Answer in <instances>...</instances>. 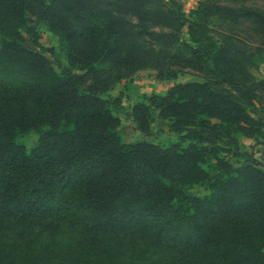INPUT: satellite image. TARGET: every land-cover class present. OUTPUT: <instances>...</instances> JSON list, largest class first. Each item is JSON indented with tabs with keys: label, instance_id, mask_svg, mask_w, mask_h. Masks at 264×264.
Returning a JSON list of instances; mask_svg holds the SVG:
<instances>
[{
	"label": "trees",
	"instance_id": "1",
	"mask_svg": "<svg viewBox=\"0 0 264 264\" xmlns=\"http://www.w3.org/2000/svg\"><path fill=\"white\" fill-rule=\"evenodd\" d=\"M259 4L203 0L187 16L174 0H0V264H264V167L238 142L262 132L264 80L210 26L218 16L264 35ZM26 13L66 65L28 46ZM147 24L186 26L187 54L145 51ZM174 61L208 78L150 94L131 116L150 136L156 110L178 139L124 141L105 92Z\"/></svg>",
	"mask_w": 264,
	"mask_h": 264
},
{
	"label": "rangeland",
	"instance_id": "2",
	"mask_svg": "<svg viewBox=\"0 0 264 264\" xmlns=\"http://www.w3.org/2000/svg\"><path fill=\"white\" fill-rule=\"evenodd\" d=\"M174 1L187 16H191V11L203 0ZM259 5L264 8V4ZM26 16L28 22L34 24L37 33L36 43H34L33 38L23 32L28 46L35 47L53 62L66 65L65 55L59 47L56 34L51 32L44 23L37 22L34 16L29 13H26ZM126 18L133 23L137 22L134 16ZM210 26L213 35L219 39L228 40L244 53L242 55L244 68L255 79L264 80V35L259 34L255 27L248 22L226 20L218 16L210 18ZM144 31L146 32L138 39V43L148 53L158 57L178 53L187 54L186 44H191V42L186 26L176 29L171 26L147 24ZM55 68L59 70L56 65ZM207 78L208 75L204 71L183 66L176 61L164 62L160 67L148 64L136 69L121 80L115 81L104 96L116 97L120 102L119 107L113 112L120 119L119 131L124 141L146 140L151 143L174 141L178 139V135L169 129L168 121L161 118L156 110H151L153 134L150 136L141 135L132 120L131 108L133 104L145 102V97L150 94H164L168 87L174 83L203 81ZM257 95L255 106L260 111L255 116L262 119V132L256 137L238 136V142L242 151L251 153L264 167V91H259ZM35 140L36 135L30 134L26 139L27 148L34 145ZM227 159L233 163L241 161V158L231 155H228ZM189 192L198 196L208 193L200 184L192 185Z\"/></svg>",
	"mask_w": 264,
	"mask_h": 264
}]
</instances>
